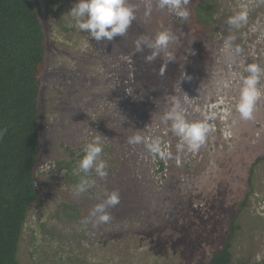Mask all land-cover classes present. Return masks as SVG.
<instances>
[{"label":"rangeland","instance_id":"1","mask_svg":"<svg viewBox=\"0 0 264 264\" xmlns=\"http://www.w3.org/2000/svg\"><path fill=\"white\" fill-rule=\"evenodd\" d=\"M36 1L48 42L36 170L47 168L37 177L41 197L28 212L20 263L195 264L229 242L232 264H258L257 253L264 256V97L251 120H242L236 107L245 67L264 66V0H201L211 11L203 32L191 11L183 21L155 0H130L137 18L111 42L73 26L68 14L78 0ZM241 10L248 22L229 29L227 19ZM164 30L177 37L168 48L171 64L179 62L177 74L164 75L158 66L170 64L165 53L147 63L148 49L135 52L141 35L155 38ZM185 94L189 122L214 114L197 151H178L172 122L162 120L172 97ZM138 131L146 143L158 138L171 155L162 159L146 143L129 144ZM97 134L108 176L92 171V187L75 197L77 183L69 177L83 175L77 164ZM112 191H119L120 203L107 210L111 220L82 224Z\"/></svg>","mask_w":264,"mask_h":264},{"label":"trees","instance_id":"2","mask_svg":"<svg viewBox=\"0 0 264 264\" xmlns=\"http://www.w3.org/2000/svg\"><path fill=\"white\" fill-rule=\"evenodd\" d=\"M191 2V18L202 32L207 31L210 8L201 0ZM47 52V34L37 1L0 0V128H8L0 140V264H21L22 231L31 205L41 197L39 187H35V171L43 152L39 102ZM158 66L164 75L167 70L179 71V62ZM159 171H165L163 164ZM72 178L69 180L78 183ZM195 264H232L231 244Z\"/></svg>","mask_w":264,"mask_h":264},{"label":"clouds","instance_id":"3","mask_svg":"<svg viewBox=\"0 0 264 264\" xmlns=\"http://www.w3.org/2000/svg\"><path fill=\"white\" fill-rule=\"evenodd\" d=\"M191 0H155V5L159 10H167L183 21H187L190 17ZM138 6L130 2V0H78L68 14L73 18L74 27L82 33H87L91 39L97 42L113 41L115 37H124L133 21L136 20V12ZM152 5L149 3L145 15H150ZM248 22V12L241 10L230 16L226 23L229 29L235 27L240 28ZM177 37L170 30H164L155 35V38L147 35H141L135 41V52L141 53L145 49L150 51V54L145 57L147 63H152L165 53V59L168 63L175 61V55L168 51L169 45L175 42ZM234 37H229L228 40H234ZM227 43V41H226ZM231 47V45H228ZM234 51L239 54L242 49L237 45ZM244 71L246 76L242 75V87L240 88L239 102L236 110L242 120L253 119L254 112L258 102L264 97V66L258 63L248 64ZM229 83L225 82L224 87H229ZM189 96L185 94L183 99L179 96H173L171 99V107L164 113L162 120L171 121L173 133L180 138V143L177 144V150H183L185 147L189 151L199 150L206 141L208 134L211 131L208 120L213 116H206L202 121L189 122L184 115V104L189 101ZM8 134V128H0V140ZM103 136L97 134L94 139L87 143L84 147V155L78 162L77 168L83 175L80 176L76 185L75 197L87 192L92 187V182L89 180V175L92 171L97 176L104 179L108 176V164L103 160ZM128 143L132 145L146 143L144 137L137 134L129 137ZM148 150L160 156V158L169 157L171 153L164 151L161 146V141L157 138L151 143H146ZM47 168V163L35 171V177L42 179ZM120 203L119 191H112L106 199L96 204L91 209L88 217L81 220V223L88 225L92 220L95 224H105L111 220V215L107 211L111 207H115ZM259 262L264 260V256L257 253L255 257Z\"/></svg>","mask_w":264,"mask_h":264},{"label":"water","instance_id":"4","mask_svg":"<svg viewBox=\"0 0 264 264\" xmlns=\"http://www.w3.org/2000/svg\"><path fill=\"white\" fill-rule=\"evenodd\" d=\"M35 187L38 188L39 187V184L38 182H35Z\"/></svg>","mask_w":264,"mask_h":264}]
</instances>
